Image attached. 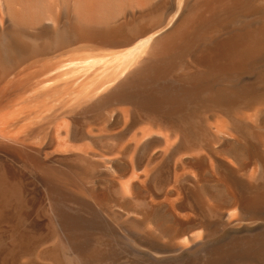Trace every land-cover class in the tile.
Returning <instances> with one entry per match:
<instances>
[{
	"label": "bare ground",
	"instance_id": "1",
	"mask_svg": "<svg viewBox=\"0 0 264 264\" xmlns=\"http://www.w3.org/2000/svg\"><path fill=\"white\" fill-rule=\"evenodd\" d=\"M0 264H264V0H0Z\"/></svg>",
	"mask_w": 264,
	"mask_h": 264
}]
</instances>
